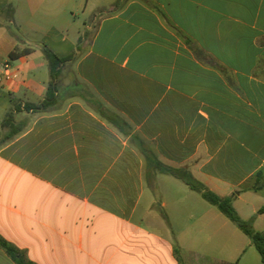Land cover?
<instances>
[{
	"label": "crops",
	"instance_id": "0c3cea01",
	"mask_svg": "<svg viewBox=\"0 0 264 264\" xmlns=\"http://www.w3.org/2000/svg\"><path fill=\"white\" fill-rule=\"evenodd\" d=\"M45 48L74 56L55 79ZM6 62L0 237L28 262L205 264L184 221L221 216L158 164L264 221V0H0Z\"/></svg>",
	"mask_w": 264,
	"mask_h": 264
},
{
	"label": "trees",
	"instance_id": "16d2710c",
	"mask_svg": "<svg viewBox=\"0 0 264 264\" xmlns=\"http://www.w3.org/2000/svg\"><path fill=\"white\" fill-rule=\"evenodd\" d=\"M44 54L49 61V67L53 79H55L61 66L65 65L67 62L74 60V56H69L66 58L58 57L48 48L44 49ZM13 57H16V55H13ZM50 89L51 87H49L48 95L50 93ZM48 95L47 98H49ZM25 109L30 111L32 107H25ZM20 112L21 109L17 104H15V106L9 112H7L5 120L2 124L3 129L7 130V134L2 139H0V145L12 141L24 130V125H17L16 122V115ZM158 165L162 173L169 174L174 178L183 181L193 191L199 193L205 201L215 206L234 225H236L249 238V240L251 241V245L258 251L262 263L264 264V231L255 230L253 226L255 217H253L251 221H245L240 217L233 205L235 196H219L218 194L211 191L202 182L197 180L187 169H174L162 166L161 164ZM259 214H264V207L259 210ZM0 248H2L16 264H32L26 260L22 252H20L16 247H14L1 237ZM176 251L177 253L179 252L178 249Z\"/></svg>",
	"mask_w": 264,
	"mask_h": 264
},
{
	"label": "rangeland",
	"instance_id": "374dc122",
	"mask_svg": "<svg viewBox=\"0 0 264 264\" xmlns=\"http://www.w3.org/2000/svg\"><path fill=\"white\" fill-rule=\"evenodd\" d=\"M7 16L8 14L2 19V23L5 25V30H7L9 34L18 35L20 27L16 26L14 23L11 24ZM82 29L85 30V28ZM41 58L42 61L40 60L39 63L42 66L48 68L49 61L47 60L46 56L42 55ZM196 194L199 196L202 202L208 204L199 193ZM216 210L221 216V219L213 220L204 216L201 219L196 218L194 221H184V224L187 225L186 228L188 229L184 235L185 242L188 243L190 240L195 239L194 249L198 254L203 256V258L205 257V264H215L217 260L231 261L233 264H263L258 251L252 245V251H249L245 258L241 259V248L246 247V244L250 242L249 238L217 208ZM238 214L245 221H251L252 219L249 218L250 216H244V214H240L239 212ZM263 225V220L253 222V226L256 231H263ZM213 230L217 231L218 234L214 235L212 233ZM227 239L228 243L232 245V247H230L228 250L225 249Z\"/></svg>",
	"mask_w": 264,
	"mask_h": 264
},
{
	"label": "built area",
	"instance_id": "2783aa9c",
	"mask_svg": "<svg viewBox=\"0 0 264 264\" xmlns=\"http://www.w3.org/2000/svg\"><path fill=\"white\" fill-rule=\"evenodd\" d=\"M11 68V63L6 62L0 71V87L7 81L11 80V75L9 74V70Z\"/></svg>",
	"mask_w": 264,
	"mask_h": 264
}]
</instances>
